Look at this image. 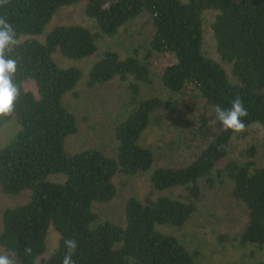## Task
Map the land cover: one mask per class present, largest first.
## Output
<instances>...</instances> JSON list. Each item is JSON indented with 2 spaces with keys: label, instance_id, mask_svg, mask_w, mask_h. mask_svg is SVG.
Segmentation results:
<instances>
[{
  "label": "trees",
  "instance_id": "16d2710c",
  "mask_svg": "<svg viewBox=\"0 0 264 264\" xmlns=\"http://www.w3.org/2000/svg\"><path fill=\"white\" fill-rule=\"evenodd\" d=\"M82 2L105 36L117 35L143 14L153 27L143 59L105 51L89 73V88L116 78L129 81L131 110L115 129V157L94 148L70 153L65 147L78 128L63 98L74 94L82 72L60 67L53 55L91 57L98 50L96 34L71 25L47 33L44 42L36 39L60 8ZM205 12L215 13L216 50L231 65L235 84L204 51ZM0 17L16 33L17 43L5 51V59L16 62L12 82L18 88L13 111L0 117V128L11 121L20 127L0 150V191L8 196L30 192L26 203L2 214L0 254L17 253L19 264H62L64 240L71 237L77 241L75 264H197L198 250L158 227L183 228L207 190L229 185L231 199L246 213L234 241L242 248L264 249V166L257 150H244L221 167L237 133L224 131L219 122L209 124L216 105L230 108L239 95L248 111L245 130L255 124L264 129V0H8L0 6ZM155 53L175 59L157 74L171 93L166 99L142 97L143 86L153 83L150 59ZM186 97L192 115L171 131V144L184 150L183 159L168 155L170 163L160 164L154 149L143 144L145 134L156 123L166 125L164 117L179 121ZM58 175L65 177L63 183L50 181ZM141 175L149 177L150 190L142 200L126 201V226L102 220L94 206L117 197L115 179ZM51 228L59 241L46 256Z\"/></svg>",
  "mask_w": 264,
  "mask_h": 264
},
{
  "label": "rangeland",
  "instance_id": "374dc122",
  "mask_svg": "<svg viewBox=\"0 0 264 264\" xmlns=\"http://www.w3.org/2000/svg\"><path fill=\"white\" fill-rule=\"evenodd\" d=\"M214 17V12L203 14L204 51L224 67L228 78L235 84L237 79L232 73L231 65L223 61L216 50L214 33L211 28ZM149 22L150 19L143 14L127 27L120 29L117 35L108 37L97 31L94 21L86 14L85 3L82 2L60 8L48 23L45 32L36 37L44 42L47 33L59 26L71 25L83 26L96 34L98 50L91 57L72 60L65 58L59 52L53 55V59L60 67L77 68L82 72L74 94H67L63 98V104L75 116L78 128V132L69 136L65 141L68 152L76 153L94 148L101 150L109 157L116 156L118 143L115 139V129L128 117L131 110L129 81L116 78L109 83L89 88L87 86L88 77L92 66L105 51H116L122 56L135 55L143 59L146 56L144 47L149 46L153 30ZM174 61V56L169 54L155 53L151 57L153 83L143 86L142 97L159 96L166 99L171 96V93L160 84L157 74L161 73L163 67ZM26 85L28 89L34 90L32 85ZM76 92L78 97H76ZM189 102V98L186 97L184 106L180 108L177 116L179 121L176 118L164 117L166 125L162 122L156 123L145 134L143 144L154 149L160 164L170 163H166L168 155L173 156L175 160L183 159L184 150L177 151L171 144L174 137L171 131L177 129L178 123L182 125L185 121L187 122L192 115L186 106ZM157 115L168 114L158 113ZM19 130L20 127L16 121H11L0 128V150L14 138ZM252 147L257 150L256 159L259 165L264 166V129L258 124L234 135L228 157L222 162L221 167L230 161L239 159L244 150ZM49 179L55 183L65 181L62 175L52 176ZM115 184L118 187L117 197L109 203L95 204L94 211L102 220L112 221L125 227L126 201L131 197L142 200L147 195L150 190L149 177L141 175L128 181L125 178H116ZM229 187L230 185L218 186L214 190H207L197 213L183 228L158 227V230L181 239L189 249L198 250L200 259L197 264H264V249L259 250L254 246L242 248L237 241H234L236 237L234 233L240 232L244 226L246 213L231 199ZM29 195L30 192H25L19 196H8L0 191V220L4 210L26 203ZM222 235H227L228 239L221 241ZM58 241L59 235L51 228L47 240L46 256L56 249Z\"/></svg>",
  "mask_w": 264,
  "mask_h": 264
},
{
  "label": "clouds",
  "instance_id": "9594fccd",
  "mask_svg": "<svg viewBox=\"0 0 264 264\" xmlns=\"http://www.w3.org/2000/svg\"><path fill=\"white\" fill-rule=\"evenodd\" d=\"M7 2L8 0H0V6ZM15 36L13 26L6 18L0 17V117L11 114L18 96V88L12 82L16 72V62L12 59H5V51L17 43ZM214 111L215 119L209 121L210 125L219 122L224 131L233 133L245 131L246 125L243 118L248 116V111L239 95L234 97L230 108L224 109L216 105ZM64 247L66 251L62 256V264H75L72 257L77 250V241L69 237L64 240ZM25 251L30 252L31 249L26 248ZM17 255V253H12L11 256L0 254V264H19L16 260Z\"/></svg>",
  "mask_w": 264,
  "mask_h": 264
}]
</instances>
